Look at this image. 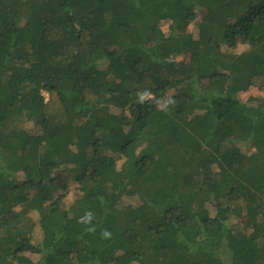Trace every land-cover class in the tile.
<instances>
[{
    "label": "trees",
    "instance_id": "trees-1",
    "mask_svg": "<svg viewBox=\"0 0 264 264\" xmlns=\"http://www.w3.org/2000/svg\"><path fill=\"white\" fill-rule=\"evenodd\" d=\"M255 87L264 0H0V264H264Z\"/></svg>",
    "mask_w": 264,
    "mask_h": 264
},
{
    "label": "rangeland",
    "instance_id": "rangeland-1",
    "mask_svg": "<svg viewBox=\"0 0 264 264\" xmlns=\"http://www.w3.org/2000/svg\"><path fill=\"white\" fill-rule=\"evenodd\" d=\"M203 15L204 14L200 13L198 18L201 19ZM164 29H165V31H167L168 30L167 26H165ZM191 31L194 34H196L198 32L197 31V24H193L191 26ZM247 48H248L247 46H239L238 52H243V51L247 50ZM188 56H190V54H187L186 55V57H185L186 60H189V57ZM241 97H242L243 100H249L251 98H259V99L260 98H264V90L259 89L258 87H255L252 90H250L248 93L242 94ZM23 128H25V129H27V130H29V131L32 132V130H33V124L31 122H26L24 124V127ZM243 150L245 152L246 151V148H243ZM66 194H67V197H66L67 198V202L70 201V200H74V199L78 198L80 196V193L78 191L77 185H74V184L71 183L70 186H69V190L66 191ZM126 203H128V204H134V202L132 200L130 201V199H128ZM18 210H20V209H18ZM29 212H31V215H34V217H33L34 219H38L39 218L38 212L35 213L34 210L31 209V208L29 209ZM37 238H40V235H37ZM35 260H36V258H35Z\"/></svg>",
    "mask_w": 264,
    "mask_h": 264
},
{
    "label": "clouds",
    "instance_id": "clouds-1",
    "mask_svg": "<svg viewBox=\"0 0 264 264\" xmlns=\"http://www.w3.org/2000/svg\"><path fill=\"white\" fill-rule=\"evenodd\" d=\"M150 93L148 92H142L138 93L139 100L143 102L145 99L149 97ZM173 103L172 100H168L167 103L165 104V110H167V107L169 104ZM93 219V213L88 212L84 217L80 218V223H86V224H91V221ZM88 231H94V228H89ZM111 232H109L107 229L103 230L101 232L102 238H111Z\"/></svg>",
    "mask_w": 264,
    "mask_h": 264
}]
</instances>
